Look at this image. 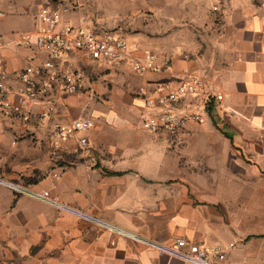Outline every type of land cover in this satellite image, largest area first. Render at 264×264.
<instances>
[{
  "label": "crops",
  "instance_id": "crops-1",
  "mask_svg": "<svg viewBox=\"0 0 264 264\" xmlns=\"http://www.w3.org/2000/svg\"><path fill=\"white\" fill-rule=\"evenodd\" d=\"M57 1L0 0V37L34 30L36 9ZM151 9L157 11L159 28L171 29L178 46L168 56L159 55L168 62L162 71L131 72L152 95L158 84L174 88L176 72H198L206 82L202 103L191 95L177 108L201 111L202 122L176 134L146 132L137 90L122 114L113 99L99 104L89 75L82 92L61 96L53 91L48 117L36 115L41 103L27 118L0 112V173L47 190L89 217L0 187V264H188L110 233L92 219L163 244L183 238L220 245L226 252L223 264H264L262 0H76L62 19L114 29L141 55L135 36L115 28L111 17ZM186 45L189 58L183 57ZM32 55L13 42L2 51L12 87L17 86L14 74ZM120 67L128 68H108ZM81 115L95 122L81 133L87 147L78 149L70 140L53 149L52 124Z\"/></svg>",
  "mask_w": 264,
  "mask_h": 264
},
{
  "label": "built area",
  "instance_id": "built-area-1",
  "mask_svg": "<svg viewBox=\"0 0 264 264\" xmlns=\"http://www.w3.org/2000/svg\"><path fill=\"white\" fill-rule=\"evenodd\" d=\"M75 1L58 0L56 6H40L34 14L39 22L34 30L20 33L13 39L0 37V112L27 118L32 108L41 103L43 107L36 115L40 118L48 117L54 108L53 91L67 96L86 89V66L104 69L124 64L140 75L164 69L168 63L166 59L151 51L141 55L134 54L127 39L114 29L63 22V13L72 8ZM262 4L264 5V0ZM2 15L0 10V17ZM10 42L33 51L32 57H28L24 66L14 74L16 87L9 84L10 76L3 68L2 51ZM174 76L176 86L169 89L158 84L154 89L155 95L150 94L144 85L138 87L136 93L143 102L141 128L144 131L176 134L182 132L189 123L202 122L201 111L179 110L177 106L183 98L191 95L199 97L202 103L206 94L205 79L198 72L187 68L176 72ZM94 125V120L85 115L69 121L54 122L51 129L52 148L61 149L70 140H74L78 149H85L88 140L81 133ZM0 187L89 219L86 214L60 203L47 190L29 188L6 179L1 173ZM92 221L110 233L129 238L159 254L188 264H223L225 259V249L217 244L193 243L183 238H177L172 244H163L132 234L108 222L98 219Z\"/></svg>",
  "mask_w": 264,
  "mask_h": 264
},
{
  "label": "rangeland",
  "instance_id": "rangeland-1",
  "mask_svg": "<svg viewBox=\"0 0 264 264\" xmlns=\"http://www.w3.org/2000/svg\"><path fill=\"white\" fill-rule=\"evenodd\" d=\"M93 5L94 3L90 5L92 9H94ZM70 10L71 8H68L66 12ZM111 18L113 21H116L115 28L126 35L135 36L134 40L139 43L138 45L140 49L143 50V53L146 51H153L157 56H168L167 52L172 54V52H175V47L178 46L175 43V37L173 35L170 36V33H172L171 29L159 28L157 11L153 9L150 11L140 10L132 12L129 10V12L125 13L119 12L112 15ZM185 36L189 41L191 36L190 30L187 31ZM183 46L185 45L183 44ZM186 46L188 51H186L187 53L183 57L189 58L190 45ZM206 46H203V49H205ZM84 69L89 75L91 84L97 91V96L100 98L98 99L100 102L99 104L104 107V105L111 102V99H113L115 101L113 108H118L121 113L124 114V111L128 109L125 105L128 97L133 100L135 91L141 86L138 81L140 77L136 76L129 68L125 67H120L115 71L109 68L103 69L91 66H86ZM1 114L7 115L4 113Z\"/></svg>",
  "mask_w": 264,
  "mask_h": 264
}]
</instances>
